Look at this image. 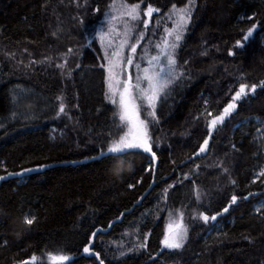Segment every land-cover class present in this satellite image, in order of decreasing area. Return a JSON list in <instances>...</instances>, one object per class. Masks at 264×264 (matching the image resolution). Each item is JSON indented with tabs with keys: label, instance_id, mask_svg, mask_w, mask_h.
I'll return each instance as SVG.
<instances>
[{
	"label": "trees",
	"instance_id": "trees-1",
	"mask_svg": "<svg viewBox=\"0 0 264 264\" xmlns=\"http://www.w3.org/2000/svg\"><path fill=\"white\" fill-rule=\"evenodd\" d=\"M109 1L88 0L86 9L101 8ZM185 2L145 0L142 5L151 3L161 10L153 16V28L158 18L163 24L172 4L182 7ZM44 3L45 0H0V120L5 122L7 132L0 130V164L14 172L50 165L43 171L0 181V244L8 242L7 247H0V264H12L13 258L26 259L32 253L41 255L45 249L57 248H63L72 257L70 264H99L94 257L84 256L81 247L97 227L104 230L97 234L93 247L101 252L105 264H262L264 213H257L255 208L264 198V191L259 182L252 183L256 149L245 134L252 133L253 124L241 123L253 119L264 122V88L258 87L256 94L242 102L230 122L210 142L220 152L218 157L228 153L226 165L237 181L236 186L217 170L209 176L200 169V174L192 177L210 192V211L222 210L233 194L241 197L237 204L210 225L190 220L186 214L190 238L179 252L161 251L166 213H159L160 220H155L153 213L163 189L175 183L182 172L189 171L190 162L188 165L181 162L205 137L201 116L204 100H208L213 110H222L233 94L229 90L238 88L239 77L257 83L264 79V29L257 28L242 55L227 54L242 35L240 28L253 23L241 20L242 16L256 13V19L264 23V0H197L193 23L182 41L181 51L184 58H189L187 67L192 79L185 81L158 109L161 121L156 133L165 135L168 143L157 149L156 175L145 171L149 161L146 154H140L127 158L125 171L119 177L104 163L87 159L97 152V141L90 142V137L100 139L99 134L112 126V106L104 98L103 70L94 67L101 62L98 45L95 44V50H82L77 59L81 67L72 68L65 89L52 69L23 71L12 63L25 55L40 60L63 47L65 39L59 32L63 27L70 29L71 0L63 3L50 0L46 9L42 7ZM58 29L60 38L56 39L51 34ZM162 33L161 27L154 39ZM205 48L208 55L202 56ZM12 53L14 58H10ZM21 89L35 101L38 118L12 122L11 98L14 91ZM63 90L71 125L56 115L57 96ZM233 143L239 152L232 150ZM201 161L197 158V162L202 164ZM0 175H6L2 167ZM141 178L142 183L136 184ZM129 183L136 186L129 189ZM245 196L248 199L242 198ZM192 199L190 181L177 183L169 191V204L177 209ZM29 212L38 217V223L30 234L17 237L16 233L26 227L22 219ZM191 212L189 207L188 213ZM137 228L141 233L151 231L148 245L155 260L149 258L148 252H129ZM249 234L256 237L255 243L249 244L243 238ZM122 251L128 254L122 256Z\"/></svg>",
	"mask_w": 264,
	"mask_h": 264
},
{
	"label": "snow or ice",
	"instance_id": "snow-or-ice-1",
	"mask_svg": "<svg viewBox=\"0 0 264 264\" xmlns=\"http://www.w3.org/2000/svg\"><path fill=\"white\" fill-rule=\"evenodd\" d=\"M60 2L63 3V0H60ZM144 2L145 0H138V2L112 0L108 5L109 11L103 14L100 26L94 31L87 29L82 15L73 16V20L85 26V43L79 48L69 46L67 51L58 57L62 62L55 63V67L60 69L61 76L70 79L73 70L68 68L69 58L81 56L83 48L95 50V44L99 43V51L103 55L98 57L101 62L94 67L103 70L104 98L112 105V126L99 134L102 138L90 137V142L92 140L97 141V152L96 155L87 157V159L104 163L112 174L117 177L125 171L124 165L127 158L140 154H146L149 161L145 171L153 176L156 175L159 165L157 149L160 145L158 143L159 137L154 136L153 130L159 126L161 121L158 109L168 98L173 96L178 88L184 85L185 81L192 79V72L187 67L189 61H180L179 50L183 47L182 41L193 23V14L198 6L197 0H186L182 7H177L175 3L172 4L166 13L163 24L161 19L158 18L155 20L153 28H150L153 14L159 13L161 10L151 3H147L145 8H141ZM49 3L50 0H45L42 7L46 9ZM71 3L77 9L88 7V0H71ZM94 11L98 13L100 10L97 7ZM256 16L257 14L253 13L241 17L242 20L253 21V23L246 28H240L242 35L236 39L232 48L228 50V56L242 55L243 50L253 39L257 28L264 29V23L257 20ZM161 27L163 33L159 35L158 39H154ZM59 31L60 29L51 35L59 39ZM24 51L27 52L28 50L24 49ZM201 55L207 56L208 49L205 48ZM14 57L15 53L10 54V58ZM51 60V57H45L39 63L43 64ZM17 63L25 69H29L32 65L37 64V61L30 59L27 64H24L22 60ZM80 67L81 65L77 63L76 68ZM238 80V88L229 90L233 94L230 95L229 102L222 110H213L208 100H204V109L201 116L204 118L206 127L205 137L198 144L197 149L181 162L185 165L190 162L191 167H189L188 172H182L175 183L168 184L160 194V203L153 215L155 220H160L159 213L165 212L167 214L162 239L160 240L161 251L167 249L170 252H179L185 249L190 238L189 226L185 223L186 214H188L190 220H199L204 225H210V223L216 222L222 214L228 213L230 208L236 205L238 199L241 198L233 194L230 197V202L222 210L212 212L209 210L210 192L202 189L196 180L192 179L193 176L200 174L201 164L197 162V158L207 160L211 154L210 141L213 140V134L220 129V126L225 124L226 119L231 118L237 112L242 102L246 101L250 95L256 94L258 87L264 88V79L259 80L258 83L246 82L244 77L241 76ZM57 100L59 104L56 115L60 116L62 114L71 119L69 111H66L65 97L59 95ZM11 103L13 107L9 114V120L12 122L18 119L27 121L38 118L39 109L35 101L24 94V90L14 91ZM196 119L199 120L200 116H197ZM0 130H5V134H7L6 124L2 120H0ZM257 132L260 137H264V128H258ZM232 150L235 152L240 151L235 143L232 144ZM227 156L228 153H225V157ZM72 163H76V161H72ZM171 163L176 165L175 160H171ZM206 166L220 169V175L225 176L232 186H236L237 181L232 178V173L230 168L226 166L225 159L217 158L212 165ZM0 167L6 173V175H0V181H5L8 177H23L26 173L43 171L50 165L22 168L19 172L9 171L2 164H0ZM178 167V165L174 167L173 171H176ZM128 168H131V164H128ZM261 178H264V167L256 172L252 183H256ZM185 181H190L192 185L193 199L177 209L174 205L169 204V191L176 187L177 183L183 185ZM139 183H142V178L136 181V184ZM136 184L129 183V189L134 188ZM242 198L248 199L247 196ZM189 207L192 208L191 213H188ZM256 211L257 213H264V205L257 208ZM261 219H264V214L261 215ZM37 223L38 217L36 215L30 212L24 214L22 224L26 227L16 233L17 237L22 234H30ZM108 227L111 228L112 223H109ZM103 230L100 227L95 228L81 245L83 255L94 257L95 260L99 261V264H105V261L101 259V252L93 247V242L97 234ZM136 231L137 234L129 252H148L149 258L155 260L156 257L151 255L148 245L151 231L141 233L139 228ZM243 238L249 244L255 243L256 240V237L250 234L245 235ZM7 244L8 242L5 240L0 244V247H7ZM22 251H26V249H22ZM120 254L123 256L128 253L122 251ZM71 259L72 257L63 248H57L54 251L45 249L41 255L32 253L26 259L13 258L12 264H70Z\"/></svg>",
	"mask_w": 264,
	"mask_h": 264
},
{
	"label": "rangeland",
	"instance_id": "rangeland-1",
	"mask_svg": "<svg viewBox=\"0 0 264 264\" xmlns=\"http://www.w3.org/2000/svg\"><path fill=\"white\" fill-rule=\"evenodd\" d=\"M263 1V0H262ZM112 2V0H110L109 2L107 3H104L101 5V8L98 7V6H93V8H89V9H85V8H80V9H77L73 4L72 5V8L70 10V18H69V22L71 24L70 26V29H64V27L61 29V31L59 32L60 33V36H62L63 40L65 39V43L63 44V47L58 49L57 50V53L53 52V53H50L48 54L46 57H51L52 60L49 61V62H46V63H39V61L43 60L44 58L42 59H36L34 58V60L37 61V64L35 65H32L31 68L29 69H25L22 65H19L17 62L22 60L24 62V64H27L29 62V60L31 59L29 56L30 55H25L24 58H17V61L15 60L14 62V65L17 67V68H20L21 70L23 71H26V70H35L36 68L38 67H46V68H49V69H52L54 70L57 75H58V78L60 79L62 85H63V89L66 88V85H67V81L69 80V78H67L66 76H61L60 74V69H57L55 67V63L57 62H62L58 59V57H60L63 53H65L67 51V48L69 46H72V47H77L79 48L81 45H83L85 43V40H84V35H85V26H82L78 23V21L76 20H73L72 17L73 16H77V15H82L83 16V19L85 20V25L87 26V29L88 30H91V31H94L96 28H98L100 26V22L102 21L103 19V14L106 12V11H109L108 9V5ZM117 2H119V0H117ZM99 8V12H95L94 9L95 8ZM146 6L144 5H141V8H145ZM86 12V14H84ZM158 13H154V15H156ZM242 20V19H241ZM152 26V23L150 24V28ZM264 41V40H263ZM99 47V43L97 42L96 43ZM86 48H83L82 50H84ZM140 50L138 49V52ZM182 48L179 50V58H180V61L183 62L184 60H188L189 61V58L188 56L186 58L183 57L182 53ZM103 55V53L101 52V56ZM33 59V58H32ZM77 59L78 57H71L69 58V65H68V68L72 70V68L76 65L77 63ZM189 65V63H188ZM60 95H63L65 97V103L67 105V108H66V111H69V114L71 116V113H70V109H69V104L66 100V96H65V93H64V90L61 92ZM59 102V101H58ZM111 105V104H110ZM112 106V105H111ZM58 119L65 122V123H69L71 125L72 123V118L69 119L67 116H64V115H60L58 116ZM230 119L231 118H228L226 119L225 123L227 124L228 122H230ZM253 124V127H252V133H246L245 134V137H249L250 138V142L255 146V149H256V155H255V159H256V163H255V166H254V169H253V174H252V179L253 177L255 176L256 172L261 168V167H264V137H260L258 135V132H257V129L258 128H264V123H262L261 120L259 119H253V120H248V121H245L243 123H241L242 125H245V126H248L250 124ZM205 125V124H204ZM221 127L223 126H220V129ZM220 129L215 132L213 135L214 137L217 136V133L220 131ZM203 130L206 132V127L204 126L203 127ZM153 134L154 136L156 137H159V145H162V144H166L168 143V138L163 135V134H157L156 133V128L153 130ZM211 142V141H210ZM213 144L211 145L210 144V147H211V154L209 156V158L207 160H202V168L201 170L207 174V175H214L215 174V170L217 171H220V169L218 168H215V167H207L206 165H212L214 161L217 160V158H220L218 157L220 155V152L216 150V148H212ZM221 159H225V162L227 163V159L225 157H222ZM227 166V165H226ZM214 171V172H213ZM264 178H261L260 180H257L256 182H259L260 186L262 185L263 186V191H264ZM262 205H264V198L259 202V204L256 206L255 210L259 207H261ZM167 218V214H166V217L165 219ZM72 260V259H71Z\"/></svg>",
	"mask_w": 264,
	"mask_h": 264
}]
</instances>
